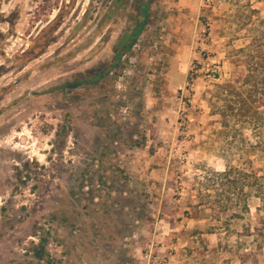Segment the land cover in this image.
Instances as JSON below:
<instances>
[{
    "label": "rangeland",
    "instance_id": "1",
    "mask_svg": "<svg viewBox=\"0 0 264 264\" xmlns=\"http://www.w3.org/2000/svg\"><path fill=\"white\" fill-rule=\"evenodd\" d=\"M262 33L264 0H0V264H264Z\"/></svg>",
    "mask_w": 264,
    "mask_h": 264
},
{
    "label": "trees",
    "instance_id": "2",
    "mask_svg": "<svg viewBox=\"0 0 264 264\" xmlns=\"http://www.w3.org/2000/svg\"><path fill=\"white\" fill-rule=\"evenodd\" d=\"M134 36V32L129 36V38L119 44V48L121 50L125 49L126 47H128L130 40L133 38ZM257 40H259V44L255 45L257 52L259 53V57L262 55V50L264 49V33H262ZM258 42V41H257ZM243 62V63H242ZM242 62L239 63L238 65V69H237V73H239L240 76H238V79L241 78V76L246 73V72H253V71H257V73H259L262 76V84L263 85H256V93H258V95H261L262 99H264V58H260L258 59L256 62H251V61H247V60H243ZM225 87H229L227 89L230 90V92L232 93L233 96V102L234 104L232 105V109H236V112H240V113H244V114H249L250 110L253 109L256 101L252 102L253 104L251 105L249 102V99L246 98L243 93H241L240 91H238V87H234L233 84H227L225 85ZM226 89V88H225ZM261 187V186H260ZM260 195L262 197V201H263V207L262 209L264 210V186L262 188H260L259 190ZM260 222L264 225V219L262 217V220H260ZM264 242H262L263 244ZM261 246V245H260Z\"/></svg>",
    "mask_w": 264,
    "mask_h": 264
},
{
    "label": "built area",
    "instance_id": "3",
    "mask_svg": "<svg viewBox=\"0 0 264 264\" xmlns=\"http://www.w3.org/2000/svg\"><path fill=\"white\" fill-rule=\"evenodd\" d=\"M203 71L207 77L212 80H220L222 76V66L217 58H213L211 64H208L206 67H203ZM157 247L162 250L165 254L160 255L153 252V244L148 252H146L147 262L150 264L153 262H160L161 264L168 263L170 261V256L176 251V244L173 240L166 242L159 240L157 242Z\"/></svg>",
    "mask_w": 264,
    "mask_h": 264
},
{
    "label": "crops",
    "instance_id": "4",
    "mask_svg": "<svg viewBox=\"0 0 264 264\" xmlns=\"http://www.w3.org/2000/svg\"><path fill=\"white\" fill-rule=\"evenodd\" d=\"M129 264V263H128Z\"/></svg>",
    "mask_w": 264,
    "mask_h": 264
}]
</instances>
